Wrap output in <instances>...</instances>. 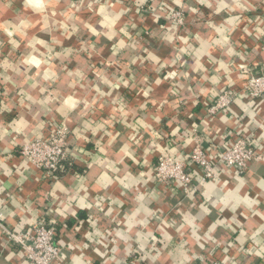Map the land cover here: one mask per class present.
<instances>
[{"label":"crops","instance_id":"crops-1","mask_svg":"<svg viewBox=\"0 0 264 264\" xmlns=\"http://www.w3.org/2000/svg\"><path fill=\"white\" fill-rule=\"evenodd\" d=\"M93 3L0 0V210L6 226L24 231L43 218L58 226V264H264V159L245 172L220 166L190 197L154 178L161 154L188 160L193 132L212 159L246 134L264 153V97L240 96L229 110L208 113L222 92L242 90L240 65L264 70V7L253 6L232 26L227 15H213L197 0H123L139 11L122 16L115 31L136 27L127 37L108 39L100 34L108 32L103 24L94 26L95 34L85 27ZM40 4L47 7L31 6ZM147 7L154 12H144ZM175 9L186 14L179 30L169 22ZM226 26L225 45L217 30ZM121 39L132 51L114 56ZM175 70L183 76L166 82L163 75ZM104 79L115 80V88ZM97 89L109 94L98 98ZM69 97L83 101L71 113L64 103ZM142 118L149 127L133 143L129 125ZM49 119L72 130L69 161L80 175L48 182L22 163V146L42 134ZM99 123L121 134L115 144L109 146L111 137L102 139L101 131L82 132L83 125ZM125 144L133 155L123 153ZM98 154H110L119 171H100L103 165L93 161ZM24 262L31 264L0 228V264Z\"/></svg>","mask_w":264,"mask_h":264},{"label":"built area","instance_id":"built-area-1","mask_svg":"<svg viewBox=\"0 0 264 264\" xmlns=\"http://www.w3.org/2000/svg\"><path fill=\"white\" fill-rule=\"evenodd\" d=\"M152 7L144 8V12L153 13ZM169 22L177 30L186 24V14L183 9H175L169 16ZM242 76L245 78V85L241 91L226 90L208 106V113L216 115L230 109L235 99L244 96L250 99L264 97V70L256 71L254 67L245 64L239 66ZM177 70L166 72L163 79L166 82H175L178 77L171 73ZM44 130L42 134L32 138L25 143L20 150V158L23 164L32 166L42 173L45 181L56 182L68 176L66 163L69 161V137L72 130L65 122L49 119L43 121ZM195 145L187 161H178L170 154H161L154 169V178L159 186H163L190 197L196 193L200 184L213 180L217 176L220 166L229 169L245 172L256 162L264 159V153L255 139L249 134L238 135L237 138L226 147L218 158L212 159L208 156L201 140L196 136ZM238 157V158H237ZM231 159L232 163L228 164ZM197 181V183H196ZM0 228L2 229L8 243L16 245L32 264H53L48 259L49 253L53 258L62 255V249L56 244V234L45 218L35 222L30 228L24 231H13L6 226L4 213L0 210ZM43 256H38L39 253ZM59 260L57 264L59 263ZM208 264H224L219 261H212Z\"/></svg>","mask_w":264,"mask_h":264},{"label":"clouds","instance_id":"clouds-1","mask_svg":"<svg viewBox=\"0 0 264 264\" xmlns=\"http://www.w3.org/2000/svg\"><path fill=\"white\" fill-rule=\"evenodd\" d=\"M144 2L145 0H140L141 4ZM173 2L179 3V0H173ZM130 3H131V0H130ZM197 3L205 5L206 8L208 9H212L213 15L224 13L229 18L228 23L231 24L232 26H235L236 24L241 23L242 20L244 19V13L248 9L252 8L253 6L257 8L264 7V0H259V3H257V0H197ZM31 6L41 11L45 7H47V5H44V4L31 5ZM88 7L93 10V15L90 20V23L85 25V27L88 29L89 32H92L93 34H95L94 26L97 23L103 24L104 28L108 30L107 33L106 32L100 33L101 35H108V39H112V34H116V35L123 34L124 37H127L128 30L136 27L134 23H128V24H124L123 26H121L118 32H116L114 28V26L117 24L118 21H120V18L122 16H125L126 14H134V11L135 12L139 11V7L135 6L134 4L132 6H129V4L123 3V0H117L116 4L110 3L109 0H94V3L90 4ZM191 11L199 15L198 9L196 7H192ZM261 14L264 15V13H261ZM217 31L220 33L219 42L226 45L228 43V36L230 34V28L226 26L225 28L218 29ZM88 47L95 49L96 48L95 42L88 41ZM121 49H125V52H123L122 54H126L127 52L132 51V49H128L126 47L125 41L123 39H121L120 42L116 45V49L113 52V55L115 56L116 52H120ZM229 51H231V49H229ZM236 55H239V53H236ZM177 62H178V58L177 60L172 61V63H177ZM197 63H199V61H197ZM221 68H225V71H227V68L224 64H221ZM76 75L79 76L80 73H76ZM171 75L179 78L183 76V73L174 72V73H171ZM102 83L108 84L112 88H115L116 86L115 80L109 81L107 79H104ZM178 88L184 89L185 85L181 83L178 85ZM96 91H97L98 98L99 96H104V95L109 94V93H100L98 89ZM144 94L148 95V92L146 91ZM82 102H83L82 100H72L71 97H69V99L65 101L64 103L65 105H67V112L71 113L72 110L76 109L78 105ZM153 119L156 122H158L159 116H155L153 117ZM40 126L41 125L38 124L37 128ZM129 127H131L133 130L132 139L134 143L135 136L138 135L142 129H147L149 125L146 124L144 119L142 118L138 121H135L132 125H129ZM89 130L103 132L102 139L104 137H111V139L109 140V146L115 144L117 137L121 135L120 133L113 134V132L110 131L104 123H99L94 128L92 127L91 124L83 125L82 132H87ZM187 143H190V141H185V146H187ZM116 146L118 147L119 145H116ZM122 151L125 155H130V156L133 155L128 144L124 145V148ZM172 151L175 152V149H172ZM93 161L94 163L99 162L100 165H103V167L100 168V171H104L105 168H111L114 174L119 171L116 167V164L118 161L115 159H112L110 154H98L96 157L93 158ZM231 163H232V160L229 159L228 164H231ZM243 183L244 181L241 180V184ZM259 187L264 188V180L260 181ZM251 203L253 204L260 203V201L254 200V201H251ZM74 214L75 213H73V215ZM253 214L255 215L256 213H253ZM61 215H63V212H61ZM257 255H259V253H257ZM38 256H43V253L42 252L39 253ZM7 259L11 260L12 256L9 255ZM48 259H51L53 264H57L59 257L53 258V255L49 253ZM24 264H28V262H24ZM32 264H35V261H32ZM44 264H47V260H45Z\"/></svg>","mask_w":264,"mask_h":264},{"label":"trees","instance_id":"trees-1","mask_svg":"<svg viewBox=\"0 0 264 264\" xmlns=\"http://www.w3.org/2000/svg\"><path fill=\"white\" fill-rule=\"evenodd\" d=\"M19 97H20V99L22 100V101H26L25 100V97L23 98V96H21L20 94H19ZM66 169H67V171H68V175L69 174H73L74 173V175H77V174H81V172L80 171H78L77 169L78 168H76L75 166H74V164H72L70 161H68L67 163H66ZM69 225V224H68ZM49 226L50 227H52L53 229H54V231H55V234H57L58 232H59V229L57 228L58 226H56V225H53V224H50L49 223Z\"/></svg>","mask_w":264,"mask_h":264}]
</instances>
